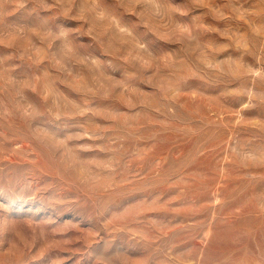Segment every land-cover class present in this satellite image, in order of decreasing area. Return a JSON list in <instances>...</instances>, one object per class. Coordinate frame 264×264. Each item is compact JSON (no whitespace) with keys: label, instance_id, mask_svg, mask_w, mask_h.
Returning <instances> with one entry per match:
<instances>
[{"label":"rangeland","instance_id":"obj_1","mask_svg":"<svg viewBox=\"0 0 264 264\" xmlns=\"http://www.w3.org/2000/svg\"><path fill=\"white\" fill-rule=\"evenodd\" d=\"M0 264H264V0H0Z\"/></svg>","mask_w":264,"mask_h":264}]
</instances>
